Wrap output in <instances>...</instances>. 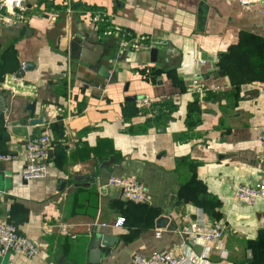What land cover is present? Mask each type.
I'll use <instances>...</instances> for the list:
<instances>
[{
    "label": "crops",
    "instance_id": "obj_1",
    "mask_svg": "<svg viewBox=\"0 0 264 264\" xmlns=\"http://www.w3.org/2000/svg\"><path fill=\"white\" fill-rule=\"evenodd\" d=\"M25 7L12 25L0 8V153H17L2 161L0 217L39 254L7 253L0 264H89L94 231L116 237L100 264H134V254L177 247L188 221L232 231L228 258L215 252L213 264H264V201L248 205L231 191L264 183V93L248 85L264 81V3L25 0ZM115 27L157 47L156 61L151 47L122 45ZM83 40L103 45L94 65L79 59ZM102 64L107 75H99ZM194 75L204 92L189 90ZM134 95L152 100L138 109L126 100ZM44 131L47 174L26 181L24 143ZM112 176L135 178L147 199H125L107 185Z\"/></svg>",
    "mask_w": 264,
    "mask_h": 264
},
{
    "label": "built area",
    "instance_id": "obj_2",
    "mask_svg": "<svg viewBox=\"0 0 264 264\" xmlns=\"http://www.w3.org/2000/svg\"><path fill=\"white\" fill-rule=\"evenodd\" d=\"M243 4L262 2L264 0H237ZM0 8L3 9L1 14L2 20L7 25L23 19L25 0H0ZM119 27H115V35L121 36V44L130 46L134 49L152 47L143 44L144 37L137 40L127 37L123 32L120 33ZM108 34L111 31L107 32ZM119 37V36H118ZM158 44H162L158 41ZM197 63H202V58L198 57ZM12 79L21 81L17 75H12ZM22 82V81H21ZM252 90H258L264 93V81H255L248 84ZM189 90L195 93H202L206 90L199 76H193L190 82ZM152 98L149 95L137 97L135 105L138 109L147 107ZM259 144L264 147V129L258 134ZM51 147V135L49 131L41 132L29 137L24 143L22 156L24 166L21 170V177L26 180H35L44 178L47 174L48 152ZM17 153H0V161L13 159ZM108 186H114L122 191L125 199L144 202L147 199L146 190L143 185L135 178H126L112 176L107 181ZM233 197L237 200L244 201L248 205L254 204L257 200L264 201V183L245 182L231 186ZM124 220L115 222V225L122 223ZM104 226L105 223H100ZM61 232H66V225H60ZM229 227L223 223H213L203 225L195 221H188L186 228L181 231L183 241L174 249L155 251L145 256L134 254V264H213L211 261L212 254L219 253V258L225 261L228 258L227 239L231 235ZM159 235L160 231H156ZM201 247L200 251L194 249V245ZM7 253L24 255L26 257H35L39 254V248L28 236L18 232L17 227L6 218L0 217V256Z\"/></svg>",
    "mask_w": 264,
    "mask_h": 264
},
{
    "label": "water",
    "instance_id": "obj_3",
    "mask_svg": "<svg viewBox=\"0 0 264 264\" xmlns=\"http://www.w3.org/2000/svg\"><path fill=\"white\" fill-rule=\"evenodd\" d=\"M115 50H119V43L116 42L115 44ZM172 46L170 43L166 44V50H165V62L169 60V57L172 54ZM103 52V45L101 44H94L90 43L86 40L81 41L80 43V50H79V59L82 62L88 63V64H96L99 57H101ZM157 52L158 49L155 46H152L150 48V57L153 62L157 59ZM105 73V74H104ZM107 69L102 64L99 66V75H107ZM137 96H128L126 97V100H135ZM27 109L33 111L34 110V103H29L27 105ZM3 117V115L0 113V118ZM50 153V151H49ZM3 167H2V161H0V178L4 179V174L2 175ZM115 236L102 233L100 231H94L92 233V239L89 245L88 255H87V262L89 264H100V261L102 257L104 256V249L111 247L115 241ZM248 253H250V249L247 250ZM66 264H76L74 261H69Z\"/></svg>",
    "mask_w": 264,
    "mask_h": 264
}]
</instances>
